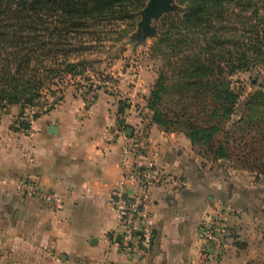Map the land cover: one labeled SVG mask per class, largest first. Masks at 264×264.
<instances>
[{
  "label": "crops",
  "instance_id": "crops-1",
  "mask_svg": "<svg viewBox=\"0 0 264 264\" xmlns=\"http://www.w3.org/2000/svg\"><path fill=\"white\" fill-rule=\"evenodd\" d=\"M130 113L97 95L89 105L70 101L26 130L1 117L0 264H240L264 248L256 230L264 190L209 177L189 157L184 137L151 123L150 143L166 177L150 190L153 240L143 258L120 253L124 222L116 204L136 191L120 165L131 141L126 128L136 123ZM22 181L62 205L24 193ZM207 221L220 227L218 238L202 239ZM244 232L248 240L239 245Z\"/></svg>",
  "mask_w": 264,
  "mask_h": 264
},
{
  "label": "rangeland",
  "instance_id": "rangeland-1",
  "mask_svg": "<svg viewBox=\"0 0 264 264\" xmlns=\"http://www.w3.org/2000/svg\"><path fill=\"white\" fill-rule=\"evenodd\" d=\"M183 1L175 0L177 12L163 15L152 23L157 29L156 38L147 39L134 51L131 36L137 29L139 13L143 8L137 17L129 20H104L100 23L93 21L89 22L87 29L77 32L76 35L70 34L62 41L63 46L58 47L57 55L46 58L38 97L35 96L31 102L7 106L1 112L0 119L6 116L5 119L11 120V124L26 130L35 119L70 101L84 99L85 104L89 105L97 95H104L115 108L130 111L129 115H135L136 123L131 126L132 131H145L150 141L148 128L151 123L154 124L153 113L149 110L150 94L161 86L165 91L159 96L158 111L167 124L157 127L171 135L184 137L189 145V157L197 160L201 171L209 174V177L232 182L241 188H252L261 194L260 191L264 190L263 174L242 168L233 158L215 160L205 152L202 145L192 144L188 140L185 122L190 114L198 118L196 106L199 108V103L194 107L189 98L192 92L179 90L180 84L186 81L178 77L177 72L197 58L206 60L208 57L202 48L206 40L217 33L216 38L221 44L219 47L215 46L212 53L217 54L216 50L223 52L221 76L230 82V89L239 94V101L245 103L255 91L260 90V86L264 92L263 11L257 16L251 13L242 16L237 13L226 15L222 22L216 21L209 34L205 35L204 31L186 30L180 24L185 8ZM146 2L147 0L145 4ZM242 17L245 18L243 21L246 20L249 24L243 27L251 26L250 31L242 29L239 23ZM160 37L162 40L159 41ZM260 39L262 48L259 50L257 45ZM216 58L215 60H218ZM240 59L242 64H247V71H233ZM218 77L216 71L213 78ZM253 81L255 84H252ZM205 87L207 89V86ZM243 112L244 109L238 107L230 117L227 127L237 122ZM183 113L186 119H177ZM154 149L159 152L157 148ZM260 160L264 161V155ZM159 175L161 182L154 187L166 181L160 168ZM19 185L21 182L17 187ZM261 214H264V210H261ZM262 220L263 217L256 225L258 243L264 239ZM207 222L200 226L202 239L218 238L220 227ZM204 232H209L210 237H205ZM239 238V245L248 240L245 232L239 235ZM240 264H264V248L257 249L250 258L244 255Z\"/></svg>",
  "mask_w": 264,
  "mask_h": 264
},
{
  "label": "trees",
  "instance_id": "trees-1",
  "mask_svg": "<svg viewBox=\"0 0 264 264\" xmlns=\"http://www.w3.org/2000/svg\"><path fill=\"white\" fill-rule=\"evenodd\" d=\"M145 1L0 0V115L9 105L31 102L38 97L45 60L57 55L64 38L87 29L89 22L137 17ZM182 3L185 8L180 24L186 30L204 31L205 35L226 15L251 13L257 16L260 11L264 14V0H184ZM244 19L240 18L241 27L249 25ZM250 27L242 29L250 31ZM216 34L206 40L202 48L208 57L206 60L197 58L177 72V76L186 81L180 84L179 90L192 92L189 98L194 107L199 103V108L196 106L198 118L190 114L186 119L183 113L177 119H186L188 140L202 145L215 160L233 158L242 168L257 171L264 177V161L260 160L264 155L263 87L245 103L239 101V94L231 90L230 82L221 76L223 52L212 53L214 47L221 44ZM257 47L262 48L261 39ZM240 61L233 71H247V64ZM216 71L222 78H213ZM164 91L160 86L150 94L149 110L153 113V123L159 127L167 124L158 111L159 96ZM238 107L244 109L243 114L227 127Z\"/></svg>",
  "mask_w": 264,
  "mask_h": 264
},
{
  "label": "built area",
  "instance_id": "built-area-1",
  "mask_svg": "<svg viewBox=\"0 0 264 264\" xmlns=\"http://www.w3.org/2000/svg\"><path fill=\"white\" fill-rule=\"evenodd\" d=\"M130 140L121 156L120 165L125 170L124 179L135 182L136 191L130 197L119 198L116 212L124 222V234L119 245L120 253L127 258L138 259L146 255L152 244L150 190L161 182V178L157 164L159 152L152 148L145 131H134ZM18 188L46 204L54 207L62 205L60 197L42 190L36 183L22 181ZM203 235L210 237L209 232H204Z\"/></svg>",
  "mask_w": 264,
  "mask_h": 264
},
{
  "label": "water",
  "instance_id": "water-1",
  "mask_svg": "<svg viewBox=\"0 0 264 264\" xmlns=\"http://www.w3.org/2000/svg\"><path fill=\"white\" fill-rule=\"evenodd\" d=\"M178 6L175 0H147L145 6L140 11V20L137 29L132 34L131 40L134 42L133 51L147 39H154L157 36V29L152 23L158 21L163 15L175 13ZM125 137L130 138L132 129L126 128Z\"/></svg>",
  "mask_w": 264,
  "mask_h": 264
}]
</instances>
